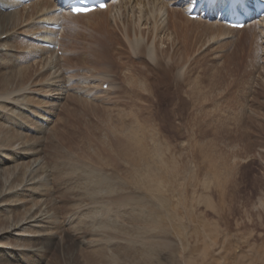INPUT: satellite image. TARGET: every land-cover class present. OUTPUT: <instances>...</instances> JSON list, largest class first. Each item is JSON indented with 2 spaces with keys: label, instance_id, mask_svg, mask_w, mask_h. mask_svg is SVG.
Segmentation results:
<instances>
[{
  "label": "rangeland",
  "instance_id": "1",
  "mask_svg": "<svg viewBox=\"0 0 264 264\" xmlns=\"http://www.w3.org/2000/svg\"><path fill=\"white\" fill-rule=\"evenodd\" d=\"M19 11L18 27L28 17L23 8ZM176 15L163 28L167 35L154 43L152 62L169 67L180 85L177 91L168 81L166 96L151 107L114 86L125 70L145 69L148 62L130 63L125 43L119 54L120 43L114 44L110 28L105 34L113 49L109 59L98 51L99 61L84 60L83 45L94 41L81 36L87 19L68 20L55 49L37 42L49 50L33 47L17 33L5 44L11 51L0 52V137L8 135L0 138V152L10 160L0 167V264H264V25L228 30L182 9ZM102 17L97 24L95 17L90 21L91 35L102 22L118 28L106 12ZM131 22L126 25L130 36L136 29ZM71 43H82L79 56L70 52ZM62 51L64 68L51 67L50 59ZM79 59L84 61L72 65ZM90 64L94 69L86 68ZM82 76L78 91L103 107L79 101L72 91L69 100L62 95L60 103L49 105L47 98L67 89V77ZM104 82L117 92L110 103L133 111L128 121L150 133L157 147L167 145L161 168L152 167L150 189L144 181L139 188L120 182L127 176L125 168L114 167L109 159L110 132L124 131L116 110L105 111ZM17 102L45 110L47 124H40L36 113L29 117L27 105L21 108ZM14 110L28 117L22 114V123L8 125L4 114ZM17 150L29 153L16 158ZM28 167L33 171L26 178L32 183L26 186L20 182ZM102 173L120 175L101 184ZM121 195L134 197L116 204L114 198ZM20 222L21 228L12 229Z\"/></svg>",
  "mask_w": 264,
  "mask_h": 264
},
{
  "label": "bare ground",
  "instance_id": "2",
  "mask_svg": "<svg viewBox=\"0 0 264 264\" xmlns=\"http://www.w3.org/2000/svg\"><path fill=\"white\" fill-rule=\"evenodd\" d=\"M64 1L65 0H0V52L9 50L7 52L9 53L11 51V49H9L5 44L9 46L10 45L9 41L13 39L16 33L22 36H25V37L27 36L29 38V41L31 40L32 42V44H29V45H33V47H36L39 49L42 48V50L48 51L49 49L43 46L40 47L37 43H40V44L50 43L54 46L59 47L58 45L59 39H61L63 37V34L65 33L67 21L72 20V19L73 20L87 19L86 22L83 25H81V36L90 35V37L94 38V41L91 44L86 43L83 45L86 51V56L84 58L85 62L92 61V59L99 61V59H101L102 56H101V53L98 51H102L103 54L107 57V59L110 58V52L113 49V43L110 41V38H111L110 34H109V37H110L109 39H106V34H105L106 30L110 28L111 33L113 34L114 32L116 34L114 44L120 43V47L117 49L119 54H120L122 43H125V45L130 50V54L128 55V57L132 59V60L128 59L130 63L135 64V66L138 67L137 64L139 63L141 64L143 61L148 62V63H145V66H146L145 69H140V68L133 69L132 67V68H129L128 70H125L123 72L121 81L119 83L116 82L114 86L116 87V89H119V90L123 89L124 93L128 97H131L132 95H134L136 102H139V103L145 102L148 107H151L161 102L160 100L162 99V97L166 96L165 94H166L167 88L169 87L168 85L174 84L176 87L175 89L177 91L180 85L179 84L180 82L177 81L179 79L178 77L179 74H176L175 72V76L178 77V79L176 80V78H173L171 75H169V72H168L169 67H166L165 65H162L159 63L154 64L152 62L153 61L152 57L156 56L155 53H157L154 43L156 41H160L161 39L164 38V36L167 35L166 29H163V28L165 27L168 28L166 24L175 21V17H177L176 15L177 9H182V11L188 16L193 11V9L196 6H198L199 2H201L202 4L200 5V9H199L200 11L198 15L199 18L214 19L215 23L224 25L228 30H235L234 28H230L226 26L224 22L226 18V14L219 13V12L215 14L213 13L214 10L218 8L219 4L223 0H106L107 6L105 9H95V10H92V11H89L83 14L70 13L67 7L64 6ZM241 1L245 3L247 6H249L252 2V0H241ZM259 1L264 4V0H259ZM31 7H33V9L35 8L33 12H28V11L25 12L27 8H31ZM21 8L24 9L23 13H27L25 14V16H28L27 18H25V22L22 20V22H24L23 24H21L24 27V29L22 30L20 29L21 25L20 27H18V22L16 18L17 16H19V13H20L19 10ZM104 12H106L107 15L111 17V23L113 25H116L119 29L111 25H106V23L102 22L100 24L101 28L96 30V33H95L96 36L91 35L92 27L90 28V25H89L90 21L95 17L96 18L95 24H97V21L101 20L102 18L105 19L104 17H102ZM130 21H132L130 25L136 27L135 30H132L133 31L132 36L129 35L128 30H127V26L129 27ZM248 23H260L261 25H264V14L263 15L256 14L254 13L253 10H251L248 17L246 18V24ZM29 24L31 25V28L33 27L32 28L34 29L33 31L30 30L29 32L28 30L30 29ZM55 24L58 26L60 25L62 27L63 30L61 33H58V31L52 27ZM153 24H155V28H152ZM262 28L263 27H261V29ZM102 29H104L105 31L102 32ZM150 29H151V34H150ZM121 33L124 36L123 37L124 40H122L121 38L122 36ZM148 34H149V37H146L145 35H148ZM145 38H147L148 40L147 39L145 40ZM126 40H130V43ZM140 41L141 43H139ZM127 42L130 44L129 46L127 45ZM145 43H146L145 47L142 48V46H144ZM81 45L82 43L80 44V46L73 44V43L69 45L70 52L74 53V57H77L80 55ZM132 45H136V47L134 49H131ZM142 52H143V55L141 57ZM61 53L62 55L60 57H53L52 60L50 59L51 67H58V69L64 68L62 66V61H64L63 54L65 53H63V51ZM135 53H137V55H134ZM159 55H161V53H159ZM88 56H91V60H88ZM83 61L82 59H79L78 61L73 62L72 65H80ZM81 68L83 69V67ZM86 68L90 70L94 69V65L93 64L87 65ZM181 69L182 68H180V72H181ZM172 75H173V72H172ZM68 77L67 78L65 77L67 79L65 82L66 84L64 83L65 86L67 87L65 91L59 87L61 89L59 91L60 94H58L56 98H55V95L53 94H52L53 96L51 97H49V94L45 95V97H49L47 98L49 105H51L52 103L54 104L56 101H57L56 103H60L63 96L67 100H69L68 98H70L72 94L70 91H72L74 93L73 97L78 98L79 101L84 102L87 100V101L92 102L96 107H101V106L103 107L101 103L99 104L97 101L91 100L92 96L89 93H86L84 90L83 92L85 93L78 91L79 86L81 84H84L83 76L80 78L75 77L74 79H72V77L70 78ZM180 78H181L180 80H184V75H182V77ZM92 80L98 81V75H93ZM168 81H171L172 83L169 84ZM151 82H155V84H152ZM104 84L106 85L105 90L108 91V92H103V97H102L104 100V104H105V111L106 110H112V111L116 110V112H113L116 114L115 115L113 114V115L116 117L115 120L118 123V126L120 127V129L124 131L120 135L116 134L117 131L116 133L110 132L113 135L112 139L114 142L112 141L110 144L108 142V144L111 145L110 148L108 146L109 150L112 149L111 150L112 153L109 155V159L112 162V165L114 167L125 168V171H126L125 174L127 176H125L120 182H122L123 184L125 183L128 186H133L134 188H139L138 184L141 181H144L146 187L150 189L152 186V182H153V178L155 174V171H152V167L159 166L161 168V165H162L161 161H162L163 156L166 153V151L164 152V150L167 148V145L163 147H157V144L155 142L152 143V138L150 137L152 135H150V133H146V134L143 132L141 133L138 123L136 124L133 121H128V118L133 116V115H130V113H132L133 111L119 109L118 107L113 106V104L110 103L109 101V97L116 98L117 92L115 90L109 91L110 82H104L102 86ZM160 87H164L162 92H160L161 91ZM24 89H26V92L28 91L26 87ZM13 92H18V89L16 90L13 89ZM69 102L70 104L75 103L73 101H69ZM134 103L132 102V105L130 106V108H133ZM15 104L21 108H22V105H27V107L29 108V112L32 113L29 117H32L33 114L36 113L35 117H37L40 120L38 122L42 125L47 124L46 121L48 119L46 117L47 112L45 110L38 111L37 109L32 108L33 107L32 105H29L25 102L22 103V105L18 104V102ZM109 106H113V107H109ZM22 114L25 117H28L26 111H22ZM22 114L17 113L16 110L8 111V113L4 114V117L6 118L5 119L6 124L8 123L11 124V122L22 123L21 122L22 119H20L21 116H23ZM129 122L131 124H129ZM23 123L25 124L24 121ZM113 124L111 126H113ZM1 125L2 124H0V126ZM5 133H6L5 136H2L0 138L5 139V137L8 135V131H6ZM14 144H16V147H18L20 146V141ZM2 149L4 148H1V150ZM28 153L29 152H25V151L20 152L19 150H17L15 152V157L16 158L19 156L22 157ZM9 160H10V157L8 154H5L4 152L3 153L0 152V167L3 165L5 166V164ZM3 169H6V168H3ZM32 171L33 169L31 167H28L26 170H24V172L22 173L23 180H21L20 184L25 183V185L28 186L27 184L32 183L30 182V180L26 178L29 172L31 173ZM119 175L120 173L112 174V176L106 175L107 176L106 177L103 174L101 176H98V183H101L100 181L102 182L105 181L104 179L105 178L108 179L109 177L111 178L114 177V179L117 181L119 179ZM156 183H158V180H156ZM100 187L103 188L102 185ZM164 190H167L166 185H165ZM24 191H27V190L23 189L21 192L24 193ZM108 191H111V190H108ZM133 197H134L133 195H129V196L127 195V197L124 195L123 196L121 195V196L115 197L114 201L116 202V204L119 203L121 205L125 201L132 200ZM187 216L190 217L189 213H187ZM22 224L23 223L20 222L16 226H14V228L12 229L18 230V228L22 226ZM36 224H37V221H36ZM17 234L19 233H16V232L14 233V235H17Z\"/></svg>",
  "mask_w": 264,
  "mask_h": 264
},
{
  "label": "snow or ice",
  "instance_id": "3",
  "mask_svg": "<svg viewBox=\"0 0 264 264\" xmlns=\"http://www.w3.org/2000/svg\"><path fill=\"white\" fill-rule=\"evenodd\" d=\"M105 5H101V8H103ZM75 11L79 12L80 9H76Z\"/></svg>",
  "mask_w": 264,
  "mask_h": 264
}]
</instances>
